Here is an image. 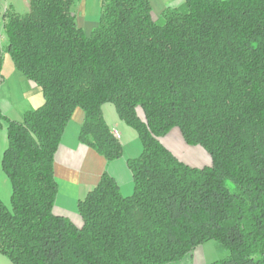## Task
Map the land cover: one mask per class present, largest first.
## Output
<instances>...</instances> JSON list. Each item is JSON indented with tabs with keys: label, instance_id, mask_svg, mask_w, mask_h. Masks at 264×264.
<instances>
[{
	"label": "trees",
	"instance_id": "16d2710c",
	"mask_svg": "<svg viewBox=\"0 0 264 264\" xmlns=\"http://www.w3.org/2000/svg\"><path fill=\"white\" fill-rule=\"evenodd\" d=\"M81 0H29L3 13L14 67L43 103L19 121L0 110V254L12 264H178L207 241L208 264H264V0H183L155 16L149 0H101L89 33ZM112 103L141 151L126 161L124 196L103 172L77 201L81 225L53 212L54 155L76 109L81 144L107 161L122 146L101 106ZM177 130L210 159L195 166L163 138Z\"/></svg>",
	"mask_w": 264,
	"mask_h": 264
},
{
	"label": "crops",
	"instance_id": "0c3cea01",
	"mask_svg": "<svg viewBox=\"0 0 264 264\" xmlns=\"http://www.w3.org/2000/svg\"><path fill=\"white\" fill-rule=\"evenodd\" d=\"M149 1L153 15L158 16L166 7L176 6L183 0ZM24 4H26L28 8L29 0H0V36H3V43H5L2 20L3 13L8 9L22 13L19 7ZM77 7L76 16H81L80 10L83 6L80 7V5L77 4ZM97 21L98 18L95 21L85 18L81 27L86 33H89L96 25ZM30 83L36 87L33 82L30 81ZM40 95L41 98L37 101L38 106L43 103V96L42 94ZM101 111L107 125L111 128V130H115L118 133V141L122 146V156L119 159L107 161L96 151L79 142L78 131L84 116L80 109H76L74 111L71 120L63 131L61 142L54 155V176L58 184V193L53 206V212L57 215L67 217L77 226L81 225V218L76 207L77 201L84 198L86 193L98 183L103 172L106 171L113 176L124 196L130 195L133 190L132 176L127 168L126 161L139 155L141 151L140 140L135 130L125 124L118 117L112 103H104L101 106ZM16 120L19 121L18 119ZM163 143L176 155H178L179 152H185L187 156L186 162H190L189 164L192 165H194V162L202 158L204 155V152H200V150H198L200 148L186 146L177 130L171 131L166 137H164ZM190 148L192 150L188 151ZM0 264L12 263L4 255L0 254ZM193 264L207 263H198L195 261Z\"/></svg>",
	"mask_w": 264,
	"mask_h": 264
},
{
	"label": "rangeland",
	"instance_id": "374dc122",
	"mask_svg": "<svg viewBox=\"0 0 264 264\" xmlns=\"http://www.w3.org/2000/svg\"><path fill=\"white\" fill-rule=\"evenodd\" d=\"M100 2L101 0H81V3H79L80 7L83 6L80 10L81 16H76L79 26L83 24L85 18L93 21L98 18ZM19 8L22 13H25L28 9L26 4ZM77 9L78 7L76 5V7H74V12L76 14ZM0 39V48H3L5 43H3L4 39L2 35L0 36ZM40 94L39 90L14 67L9 55L3 53L0 67V107L2 114L10 119L19 120L25 111L34 109L38 106L37 101L41 98ZM6 144V131L3 127L0 132V155ZM191 150L192 149L190 148L188 151ZM198 150L204 152L201 149ZM177 156L186 162L187 156L185 152H179ZM209 162V156L204 152L203 157L196 160L194 165L202 166ZM9 195L10 184L0 167V198L5 205H9ZM226 253L227 251L224 247L217 242L210 240L204 243L200 248L196 249L192 256L185 258L178 264H193L195 261L208 264L223 257Z\"/></svg>",
	"mask_w": 264,
	"mask_h": 264
},
{
	"label": "built area",
	"instance_id": "2783aa9c",
	"mask_svg": "<svg viewBox=\"0 0 264 264\" xmlns=\"http://www.w3.org/2000/svg\"><path fill=\"white\" fill-rule=\"evenodd\" d=\"M112 133L118 139V133L115 130H112Z\"/></svg>",
	"mask_w": 264,
	"mask_h": 264
}]
</instances>
